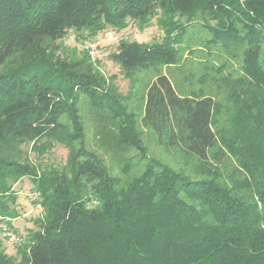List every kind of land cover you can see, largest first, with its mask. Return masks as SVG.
Segmentation results:
<instances>
[{
	"label": "trees",
	"instance_id": "1",
	"mask_svg": "<svg viewBox=\"0 0 264 264\" xmlns=\"http://www.w3.org/2000/svg\"><path fill=\"white\" fill-rule=\"evenodd\" d=\"M152 20L159 41L122 39L108 56L130 83L154 74L132 95L140 112L87 55H58L69 30L94 37ZM184 54L206 62L199 82L218 92L174 84L166 71ZM87 106L136 152L121 175L85 148ZM54 143L68 150L61 169L21 150L41 157ZM25 178L41 215L18 261L0 242V264H264V0H0V222L10 229L12 186Z\"/></svg>",
	"mask_w": 264,
	"mask_h": 264
},
{
	"label": "rangeland",
	"instance_id": "2",
	"mask_svg": "<svg viewBox=\"0 0 264 264\" xmlns=\"http://www.w3.org/2000/svg\"><path fill=\"white\" fill-rule=\"evenodd\" d=\"M106 34H112L114 40L108 41ZM162 37L161 32L156 26L155 20H152L150 26L142 30L134 23H129L127 28L121 31H117L111 28H107L103 32L98 33L94 37H87L86 32L76 33L73 30H69L66 36L59 40L56 44L59 47L58 55L62 59L68 60H81L87 58V48L94 41L98 40L100 45L97 47V57L90 59L89 64L92 69L99 73L102 77L109 82L114 80L113 83L117 87L118 93L122 96H128L130 94L131 100L127 105L130 109L136 112H140L142 104L140 95L143 93V85L148 83L154 74L138 73L136 76V82L130 83L128 79L124 78L117 65L109 60V54L114 52L118 42L122 39L137 41L140 43H150L153 41H159ZM87 55V56H86ZM184 62L179 69H169L166 72L171 76L174 84L179 85L180 89L196 90L202 89L204 91L211 90L213 93L218 92L220 88L216 85L205 82L203 85L199 82L201 75L205 73V63L202 62L199 56H189L184 54ZM217 62V61H216ZM228 68L231 70L237 69L239 61L233 58H227ZM132 84H136L131 88ZM137 92L139 99H133L132 95ZM140 93V94H139ZM129 98V99H130ZM85 134L84 145L89 151L96 153L100 159L104 162L107 168L115 176L121 175L125 164H129V160L134 158L136 152L132 149L119 144L118 141V129L116 122L113 121L110 116H101L89 106L83 109L82 112ZM144 132V131H143ZM145 133V132H144ZM144 134L143 139L149 148V153L161 157V153L155 149L154 144ZM31 145H24L21 150L24 157L28 158V161L35 165H40L42 168H56L61 169L64 167L68 155V150L61 144L54 143L50 150H47L41 157L36 156L31 151ZM233 160H225L220 165V169L228 170ZM137 160L132 161V163ZM139 167H133L132 173L135 174ZM13 192L17 196L16 208L18 212V218L12 221V228L10 229L4 223L0 222V242L4 248L6 254L14 257L15 261H18L19 256L16 255V249L19 247L20 240L24 241L28 230H36L34 221L41 215V208L37 201V197L33 192L32 185L28 179H22L12 186ZM13 238V239H11Z\"/></svg>",
	"mask_w": 264,
	"mask_h": 264
},
{
	"label": "built area",
	"instance_id": "3",
	"mask_svg": "<svg viewBox=\"0 0 264 264\" xmlns=\"http://www.w3.org/2000/svg\"><path fill=\"white\" fill-rule=\"evenodd\" d=\"M106 39L108 41H112L114 40L113 35L112 34H106ZM100 45V42L98 40L94 41L90 46H88L87 48V54L90 57V59H94L95 57H97V47ZM13 239V238H11Z\"/></svg>",
	"mask_w": 264,
	"mask_h": 264
}]
</instances>
